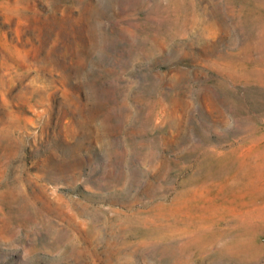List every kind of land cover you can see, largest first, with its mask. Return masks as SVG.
Segmentation results:
<instances>
[{
    "label": "rangeland",
    "instance_id": "rangeland-1",
    "mask_svg": "<svg viewBox=\"0 0 264 264\" xmlns=\"http://www.w3.org/2000/svg\"><path fill=\"white\" fill-rule=\"evenodd\" d=\"M0 264H264V0H0Z\"/></svg>",
    "mask_w": 264,
    "mask_h": 264
}]
</instances>
